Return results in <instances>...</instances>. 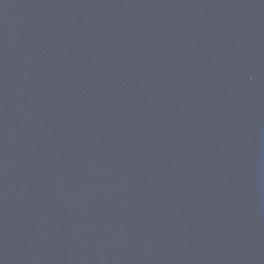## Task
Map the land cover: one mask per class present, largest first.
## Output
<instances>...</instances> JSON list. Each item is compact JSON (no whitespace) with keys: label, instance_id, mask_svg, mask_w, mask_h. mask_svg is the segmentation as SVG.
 <instances>
[{"label":"water","instance_id":"water-1","mask_svg":"<svg viewBox=\"0 0 264 264\" xmlns=\"http://www.w3.org/2000/svg\"><path fill=\"white\" fill-rule=\"evenodd\" d=\"M0 264H264V0H0Z\"/></svg>","mask_w":264,"mask_h":264}]
</instances>
